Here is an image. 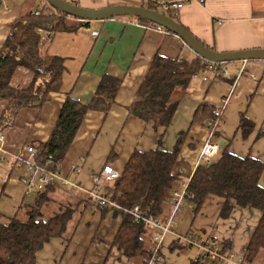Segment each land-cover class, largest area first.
Returning a JSON list of instances; mask_svg holds the SVG:
<instances>
[{
    "label": "crops",
    "instance_id": "0c3cea01",
    "mask_svg": "<svg viewBox=\"0 0 264 264\" xmlns=\"http://www.w3.org/2000/svg\"><path fill=\"white\" fill-rule=\"evenodd\" d=\"M71 1L93 10L120 5H152L147 0H67ZM45 3L43 0H0V50L10 34L12 23L24 13H40ZM157 10L176 16L183 27L216 52L264 49V0H191L179 11H163L158 7ZM151 27L153 25L135 17H116L90 22L75 31L44 33V54L63 59L62 84L60 91L50 93L41 107L21 109L14 126L5 131L7 139L4 150L0 151L1 215L14 217L21 207L35 205L38 198L39 191H32L29 197L25 195L26 188L21 180L26 168L22 163L17 165L14 156L30 160L27 145H41L48 141L67 97L87 105L105 75L122 80L116 104L107 113H87L62 163V173L83 188L91 189L95 174L105 165L111 164L122 173L135 150L148 151L157 147L151 126L130 115L128 108L155 55L188 62L197 55L177 35ZM95 32L98 33L96 37L93 36ZM225 67L230 75L236 76L240 71L242 74L232 81L212 73L207 75V81L193 77L190 89L181 96L172 124L164 136L163 148L171 151L180 134H185L173 168V174L180 179L179 190L202 162L200 154L208 141L218 142L220 147L228 146L231 153L241 158L251 156L264 163V61L232 62ZM21 73L26 72L22 69L16 71L15 85L19 84L17 80ZM202 103L221 109V120L216 126L217 138H212L208 122L205 125L193 123L195 111ZM241 116L254 125L247 137H243L240 129ZM259 133L261 136L258 137ZM73 167L77 168L76 171ZM259 185L264 189V170ZM69 191L54 186L49 191L51 200L43 206L42 212L44 219H49L62 208L72 207L71 239H52L37 253V264H138L112 247L121 217L111 210L101 211L92 201H83L84 196ZM210 199L211 204L206 201L201 215L194 212L191 200L185 198L180 210L174 214L173 232L163 239L160 264H192L200 251L179 241L191 233L211 237L212 248L217 251L225 249L224 256L229 260L217 262L207 258L204 264L239 263L261 213L252 208L234 207L230 216L223 219L219 217L221 200ZM214 205L215 208L209 211ZM168 207L167 218L172 214L171 202ZM153 239L154 231L149 230L145 240L150 250L154 248ZM263 255V252L258 254L256 264L264 262Z\"/></svg>",
    "mask_w": 264,
    "mask_h": 264
},
{
    "label": "trees",
    "instance_id": "16d2710c",
    "mask_svg": "<svg viewBox=\"0 0 264 264\" xmlns=\"http://www.w3.org/2000/svg\"><path fill=\"white\" fill-rule=\"evenodd\" d=\"M69 3L79 6L76 1ZM45 4L38 15L27 12L12 23L10 34L0 50V131L3 133L14 126L21 109L39 108L50 93L60 91L64 72L63 59L44 54V33L75 31L90 23L70 20L65 13L55 12L49 4ZM147 8L158 11L155 5ZM167 16L178 22L176 16ZM137 20L156 25L143 18ZM227 64L229 63L225 65ZM22 68L30 71V82L26 87H15L14 75ZM204 70L205 61L198 56L188 62L157 54L151 60L135 99L128 108L130 115L151 126L156 135L157 147L148 151L135 150L120 177L102 185L103 192L122 209L96 206L101 211H114L121 217L112 247L129 261L149 264L153 252L148 248L145 236L149 230H153L145 222L135 220L124 209L133 210L138 206L140 214L145 218L161 222H166L169 218L168 204L172 194L179 190L180 183L179 177L173 174V168L185 134H180L171 151L163 148V139L172 124L181 96L189 91L193 77L202 74ZM222 73L221 68L212 72L231 81L238 77V74L225 77ZM121 85V79L105 75L87 105L68 96L48 141L41 145H27L36 149L34 163L51 171H55L57 167L61 169L87 113H107L116 104V95ZM220 110L211 104L202 103L195 111L193 123L205 125L208 122V127L213 130L212 138H217L214 126L221 120ZM253 127L252 122L241 116L240 129L243 137H247ZM218 155V158L201 162L196 167L189 180L187 198L191 200L196 214H199L209 196L222 200L219 217L223 219L230 216L234 207L258 210L261 213L260 220L241 254L242 264H256L258 254L264 251V189L259 185L264 163L251 156H236L228 146H221ZM53 188L54 186H50L39 191L35 205L21 207L14 217L0 214V264H37V253L52 239H71V236H67L74 218L72 207H64L53 217L44 219L42 208L51 200L49 191ZM80 196H84L83 201H91L88 196ZM189 237L208 246L212 241L209 236L204 239L194 233L189 234ZM224 252L225 249L219 251L221 255ZM207 258V253L200 252L192 264H204Z\"/></svg>",
    "mask_w": 264,
    "mask_h": 264
},
{
    "label": "built area",
    "instance_id": "2783aa9c",
    "mask_svg": "<svg viewBox=\"0 0 264 264\" xmlns=\"http://www.w3.org/2000/svg\"><path fill=\"white\" fill-rule=\"evenodd\" d=\"M151 2L152 5L157 6L158 8H162L163 11L175 10L179 11L183 8L184 4L191 1L185 0L184 2L178 1H169L163 2L162 0H147ZM39 12L36 13L38 15ZM157 31H166L163 27L158 25H153L151 27ZM93 36H98V33H93ZM205 61V60H204ZM226 63H213L205 61V70L202 72L201 76L195 75L194 78L201 77L203 81H207V75L215 72L218 68L223 70V76L227 77L230 75V72L225 68ZM242 74V71L238 73V76ZM227 104V101L224 102V105ZM218 123L215 124V129ZM213 132V130H211ZM212 135V133H211ZM6 135L2 131H0V151H3V147L6 143ZM26 151L30 156V160H22L19 155L14 156V159L19 165L20 163L24 164L26 168V174L23 176L21 183L25 186L26 191L25 195L27 197L31 196V192L34 188L38 191H44L46 188L50 186H60L62 188H66L71 190L76 195H85L88 196L89 199L97 206L100 207H109L111 209H122L116 201H114L111 197L107 196L103 192L102 185L106 182H112L118 179L121 175L115 167L111 164L105 165L100 172L95 174L93 178L94 186L91 189H85L78 182L69 180L61 171L60 167H57L55 171L48 170L42 166H38L34 163V158L36 157V149L32 146L26 147ZM220 151V146L218 142L208 141L202 148L200 154V160L202 162H210L218 156ZM77 168L73 167V170L76 171ZM37 182V185H35ZM188 185L189 181L184 183L182 190H177L172 194L171 197V205H172V214L169 216L166 222H161L158 219L145 218L140 214V208L135 206L133 210H126L125 212L130 213L134 216L135 220L145 222L148 227L152 228L154 231V248L152 250V257L149 261V264H160L162 262V258L160 255V247L162 245L163 239L167 234L173 232L174 229V214L178 212L183 205V201L187 197L188 194ZM183 244H186L192 248H197L200 252H205L208 254V260H218L219 262L227 261L228 258L224 255H221L219 251L216 249L204 245L202 243L196 242L190 239L189 235L179 238ZM211 262V261H210ZM242 264V260L239 259V263Z\"/></svg>",
    "mask_w": 264,
    "mask_h": 264
},
{
    "label": "water",
    "instance_id": "95a60500",
    "mask_svg": "<svg viewBox=\"0 0 264 264\" xmlns=\"http://www.w3.org/2000/svg\"><path fill=\"white\" fill-rule=\"evenodd\" d=\"M58 12L81 21H105L116 17L143 18L163 27L180 37L185 44L201 59L213 63H232L251 60L264 61V49H253L231 53L216 52L202 44L193 34L179 22L169 16L147 7L111 6L102 9H85L65 0H43Z\"/></svg>",
    "mask_w": 264,
    "mask_h": 264
},
{
    "label": "rangeland",
    "instance_id": "374dc122",
    "mask_svg": "<svg viewBox=\"0 0 264 264\" xmlns=\"http://www.w3.org/2000/svg\"><path fill=\"white\" fill-rule=\"evenodd\" d=\"M161 12V11H160ZM230 64V63H229ZM22 70L24 71V72H26V73H21V75L18 77V82H19V84L18 85H15V83H13V85L15 86V87H19V88H22V87H26L28 84H29V82H30V79H31V73H30V71L29 70H27V69H24V68H22ZM35 185H37V182H35ZM66 190H68V189H66ZM33 191L34 192H36V191H38L36 188H34L33 189ZM71 191V190H70ZM69 191V192H70ZM34 198V197H33ZM210 198H216V197H214V196H209L208 198H207V201H209L210 203L209 204H211V199ZM32 200H34V199H32ZM32 200H30V203H31V205H32ZM221 202H222V200L219 202V205L221 206ZM206 203V202H205ZM32 206H34V205H32ZM215 208V205H214V207L213 208H210L209 209V211H211V209H214ZM204 213V207H202V209H201V211L199 212V214H203ZM214 213H215V211H214ZM214 213L211 215V217H213V215H214ZM72 233V231L71 230H69V233H68V236H70V234ZM205 238H207V236H205L204 235V239ZM210 247H212V245L210 244L209 245ZM261 252H263L264 253V251H261ZM263 259H264V255L263 256H261ZM261 261H262V259H261ZM217 262H219L218 260H217ZM262 264H264V262H261ZM220 264V263H219Z\"/></svg>",
    "mask_w": 264,
    "mask_h": 264
}]
</instances>
